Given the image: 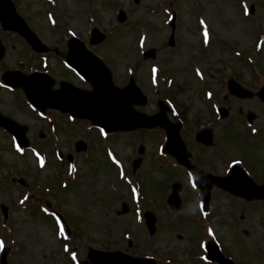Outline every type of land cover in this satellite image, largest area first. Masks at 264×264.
Listing matches in <instances>:
<instances>
[{"label":"rangeland","instance_id":"obj_1","mask_svg":"<svg viewBox=\"0 0 264 264\" xmlns=\"http://www.w3.org/2000/svg\"><path fill=\"white\" fill-rule=\"evenodd\" d=\"M14 1L18 12L47 44L51 54L56 49L65 50V38L70 33L88 41L92 27L97 24L107 37L93 49L104 55L114 83L124 86L134 75L139 88L149 97L145 106L137 108L148 115L157 112V98L171 99L176 105L171 103L172 106L184 110L189 125L184 136H192V123L213 121L211 100L204 95L205 89H210L211 96L230 113L224 125L215 126L221 147L220 153L214 151L215 158L221 155L237 158L243 153L242 148H248L240 139L252 136L247 133L249 123L242 121L248 112L255 115L250 125H264V101L258 95L264 86V0H140L139 4L134 0ZM119 8L128 14L123 23L117 21ZM168 9L177 12L174 28L168 23L171 15ZM172 33L176 43L169 47L167 42ZM0 43L5 46L0 72L8 68L27 70L29 63H39L36 57L39 54L17 32L4 31L0 26ZM86 45L92 48L89 42ZM152 47L156 59L143 60L142 52ZM54 68L58 71L55 64ZM233 77L252 95L229 93L227 81ZM17 93L21 97L0 90V109L29 126L27 137L32 145L49 151L53 136L50 125L36 119L23 106V94ZM169 118L176 120L171 113ZM58 127L60 132L56 136H60L61 147L74 156L73 163L62 165L68 187L57 200L47 196L42 203L40 193L35 191L25 202L26 207L19 204L25 186L11 183V176L23 177L31 188L35 184H53L54 178L57 182L61 169L55 165L51 151L46 157L48 163L42 165L43 154L14 148L11 137L0 130V210L2 206L11 208L7 221L0 216V237L7 244L8 264H80L87 259L90 246L126 251L130 242L136 254L161 257L158 264H205L200 256L196 262L192 252L209 224L226 253L244 261L243 264H264V227L259 217L254 215L250 221L258 229L254 236L249 233L242 241L239 236L240 221L250 229L242 217L246 213L239 206L240 200L214 188L211 206L214 210L208 219L192 212L195 203L184 184L180 191L181 209L176 212L167 205L165 198L172 191L171 184L186 178L176 171L174 160L157 157L163 151L161 141L157 144L165 132L163 129L115 133L113 138L112 133L106 134L88 122L68 125L63 119ZM134 136H146L147 141L141 165L132 175L130 159L135 158L139 146ZM223 138L229 140L222 143ZM80 139L89 142L84 153L75 150ZM136 190L142 220L131 206V210L118 213L124 202L129 205L133 201ZM46 202L63 212L60 214L65 223L53 221L41 210H29L30 204L46 206ZM145 211L156 215L157 228L151 236ZM194 213L203 221L202 225L193 218Z\"/></svg>","mask_w":264,"mask_h":264},{"label":"water","instance_id":"obj_2","mask_svg":"<svg viewBox=\"0 0 264 264\" xmlns=\"http://www.w3.org/2000/svg\"><path fill=\"white\" fill-rule=\"evenodd\" d=\"M0 19L6 26L17 29L21 28L24 29L25 32L27 31L25 22L18 17L14 5L10 0H0ZM125 19V14L121 12L120 20L124 21ZM76 45L79 46L77 43ZM2 53L3 48L0 47V57ZM148 55L155 57L154 50L149 51ZM82 70L85 74L91 76L95 80V90L94 92L85 93L84 97L80 96L79 99L77 98L80 102H76V99H71L69 109L74 113V115L91 118L95 124L102 125L107 130H128L136 127L164 125L166 121L165 111L167 109L164 104H162V106H164L162 113L154 117L146 116L131 109L130 103L132 101H136L139 104H145L147 101L146 96L141 93L140 89L133 81H131L126 88L117 89L112 85L109 74H105L101 78L99 75H94L91 71H89L87 66L82 67ZM232 86L234 92L238 94H246V91L241 87H238L235 83H232ZM41 87V82H31L25 85L26 91L36 104L43 100ZM170 130V140L166 150L178 155L184 147L180 146L177 128H171ZM24 144H27V142H24ZM76 146L78 151L85 148V145L82 142H78ZM177 188L178 185L175 184L174 190H177ZM229 188L235 192L242 191V186L238 185H231ZM169 201L171 204H178L179 199L177 194L173 193L170 196ZM150 225L152 231L153 217L150 220ZM90 256L96 261L94 264H120L116 262L122 258L118 257V253L105 252H91ZM148 262L149 263L143 262L142 260L135 259L131 256H126L125 259H122V264H155L152 260Z\"/></svg>","mask_w":264,"mask_h":264},{"label":"flooded vegetation","instance_id":"obj_3","mask_svg":"<svg viewBox=\"0 0 264 264\" xmlns=\"http://www.w3.org/2000/svg\"><path fill=\"white\" fill-rule=\"evenodd\" d=\"M61 72L68 76L69 71L67 69L62 68ZM72 80L73 82L76 81L75 79ZM0 112L4 116L13 118V116L4 113L1 109ZM61 117L69 118V114L61 113ZM198 118L199 116L197 117V119ZM179 121L182 124L181 133L183 135L185 134L184 133L185 131H189L188 130L189 125L183 113L181 114V116H179ZM206 122L208 121L199 122L198 124L197 122L192 123V125L194 126L191 127V132L193 133L192 136H184V135L182 136L188 145V149L190 153L189 154L190 164L191 166L194 167L193 170L190 171L185 166L182 165L179 166L178 170H180L181 173L185 175L184 177L187 178V180L181 179L183 185L184 184L189 185V183L190 184L194 183L193 174L196 178L197 184L199 185V183L201 182H207L208 179H210V177H213V175L228 176L230 173V163L232 159L229 158V156H224V155H221L219 158H215L213 156L214 151L217 153L221 152V147L217 143V139H216L217 131L215 130V126L212 123L202 124ZM204 126L212 130V134H210V136L207 134L204 136H199V132ZM250 135L252 136L240 137V139L245 144L248 145V148L246 147L241 149L243 153L240 154L239 160L236 161H239L238 164L241 166L242 169L245 170L246 174L250 177L251 181H241L240 184L245 185L247 187H254L255 189L254 191L249 190L248 192H254V193L262 192L261 197L247 199L243 196L233 195L230 194V192L227 189L224 188L222 189L219 188L218 186H215L213 180L211 181L209 180V184L211 183L212 190L216 188L220 190L219 192H221V194L224 193L228 197H233L235 199L240 200L241 204L239 206L242 207L243 214L246 213L245 216L242 217L245 221H247V224H249L250 227V229L244 227L247 225L243 221H240V223H238L239 236H242L245 239H246L245 235L250 233L252 236H254V233L255 232L257 233L258 231L257 227L256 226L252 227V223H250L254 215L259 217V220L264 227V205L263 207H261V205L264 204V191H262V189H264V125L260 127L255 125V133ZM228 140L229 138H223L221 142L224 143ZM246 150H247V154H246ZM188 176L190 179H188ZM199 193H200L199 190L195 189L196 197L199 196ZM213 196L214 194L211 192V199L213 198ZM193 208L194 211L198 213L195 205L193 206ZM8 213L10 215L9 209H8ZM223 252L227 257H231L230 254L226 253L224 248H223ZM231 258L235 261L233 257ZM235 263L243 264L245 262L240 260L237 261L236 259Z\"/></svg>","mask_w":264,"mask_h":264}]
</instances>
